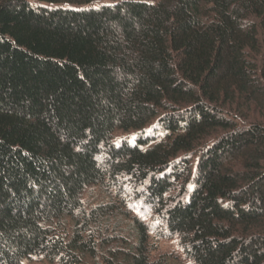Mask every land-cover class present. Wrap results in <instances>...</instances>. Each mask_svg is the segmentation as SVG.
<instances>
[{
	"label": "trees",
	"instance_id": "1",
	"mask_svg": "<svg viewBox=\"0 0 264 264\" xmlns=\"http://www.w3.org/2000/svg\"><path fill=\"white\" fill-rule=\"evenodd\" d=\"M95 1L0 0V264H264V0Z\"/></svg>",
	"mask_w": 264,
	"mask_h": 264
},
{
	"label": "rangeland",
	"instance_id": "2",
	"mask_svg": "<svg viewBox=\"0 0 264 264\" xmlns=\"http://www.w3.org/2000/svg\"><path fill=\"white\" fill-rule=\"evenodd\" d=\"M110 2H111L110 0H96L92 5L93 6H100L101 4L110 3ZM129 201H131V205L134 206V207L139 205V204L133 202L134 201L133 198H130ZM132 212L133 211H131V213ZM132 214H134V212ZM158 246L159 247L157 249L159 251L160 250L161 251H170V250H173L176 247V242L171 241V240H167V239H162V240H159ZM28 264H45V263L31 261Z\"/></svg>",
	"mask_w": 264,
	"mask_h": 264
}]
</instances>
